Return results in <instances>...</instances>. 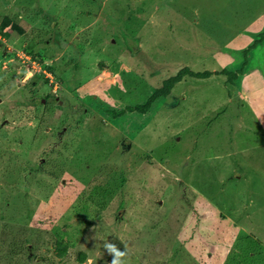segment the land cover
Listing matches in <instances>:
<instances>
[{"label": "rangeland", "instance_id": "374dc122", "mask_svg": "<svg viewBox=\"0 0 264 264\" xmlns=\"http://www.w3.org/2000/svg\"><path fill=\"white\" fill-rule=\"evenodd\" d=\"M3 21L0 264H110L105 242L264 264V0H0ZM184 68L212 75L128 111Z\"/></svg>", "mask_w": 264, "mask_h": 264}, {"label": "trees", "instance_id": "16d2710c", "mask_svg": "<svg viewBox=\"0 0 264 264\" xmlns=\"http://www.w3.org/2000/svg\"><path fill=\"white\" fill-rule=\"evenodd\" d=\"M10 26V24L7 21H3L2 25L0 27V32L3 33L5 37H10L11 31L8 32L6 29ZM13 31H17L16 26L13 24L12 26ZM5 31V32H4ZM240 74V73H238ZM237 74V75H238ZM212 75L210 72H204V73H198L192 71L190 68H184L181 71H179L175 76H172L171 78L165 80L162 83V86L160 88H157L154 90L153 94L148 98V100L141 105H137L132 108H128V111L131 113H141L146 114L148 113L155 102L162 100L164 98H167L171 95L172 91L174 90L175 86L177 84L181 83L185 78L191 77L195 79H204L208 78ZM236 74L231 75L233 78L237 77ZM46 82H48V79H45ZM112 115L115 118L122 117L125 115L124 111L121 112H111ZM88 212L86 207H83L81 210L73 211L72 215L76 218L80 217L85 224H89L91 222L90 219H88ZM81 221V220H80ZM55 233V248L57 251V254L59 257L64 258L67 256L68 250L75 246V242L73 241L75 238L72 236V232L67 229L66 224L58 225L56 228H54ZM77 241V239H75ZM86 259L84 254H81L80 262H84Z\"/></svg>", "mask_w": 264, "mask_h": 264}, {"label": "clouds", "instance_id": "9594fccd", "mask_svg": "<svg viewBox=\"0 0 264 264\" xmlns=\"http://www.w3.org/2000/svg\"><path fill=\"white\" fill-rule=\"evenodd\" d=\"M4 42H0V43H4ZM124 246H125V250L121 251L115 243L112 242L104 243V249L112 257L110 264H125L123 258L127 255V245Z\"/></svg>", "mask_w": 264, "mask_h": 264}, {"label": "built area", "instance_id": "2783aa9c", "mask_svg": "<svg viewBox=\"0 0 264 264\" xmlns=\"http://www.w3.org/2000/svg\"><path fill=\"white\" fill-rule=\"evenodd\" d=\"M4 41H5L4 35L3 33L0 32V42H4Z\"/></svg>", "mask_w": 264, "mask_h": 264}, {"label": "water", "instance_id": "95a60500", "mask_svg": "<svg viewBox=\"0 0 264 264\" xmlns=\"http://www.w3.org/2000/svg\"><path fill=\"white\" fill-rule=\"evenodd\" d=\"M4 47H5V46L3 45L2 48L4 49Z\"/></svg>", "mask_w": 264, "mask_h": 264}, {"label": "crops", "instance_id": "0c3cea01", "mask_svg": "<svg viewBox=\"0 0 264 264\" xmlns=\"http://www.w3.org/2000/svg\"><path fill=\"white\" fill-rule=\"evenodd\" d=\"M5 38H6V39H8L9 37H8V38H7V37H5Z\"/></svg>", "mask_w": 264, "mask_h": 264}]
</instances>
